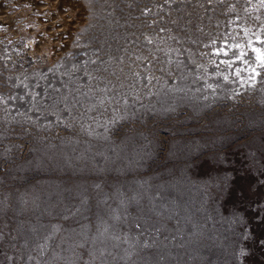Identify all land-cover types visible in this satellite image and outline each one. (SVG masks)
<instances>
[{"label": "rangeland", "instance_id": "374dc122", "mask_svg": "<svg viewBox=\"0 0 264 264\" xmlns=\"http://www.w3.org/2000/svg\"><path fill=\"white\" fill-rule=\"evenodd\" d=\"M255 47L264 0H0V264H264Z\"/></svg>", "mask_w": 264, "mask_h": 264}, {"label": "snow or ice", "instance_id": "6c2138e0", "mask_svg": "<svg viewBox=\"0 0 264 264\" xmlns=\"http://www.w3.org/2000/svg\"><path fill=\"white\" fill-rule=\"evenodd\" d=\"M243 55V53H241V56ZM258 59H260L261 60V66H264V58H260V57H258ZM239 71V70H238ZM253 71H254V69H253Z\"/></svg>", "mask_w": 264, "mask_h": 264}, {"label": "bare ground", "instance_id": "6f19581e", "mask_svg": "<svg viewBox=\"0 0 264 264\" xmlns=\"http://www.w3.org/2000/svg\"><path fill=\"white\" fill-rule=\"evenodd\" d=\"M255 48H256V47H255ZM255 48H254V49H255ZM256 49H257V48H256ZM255 51H256V50H255ZM259 51H260V50L257 49V53H260L259 57L262 58V56H261V52H259Z\"/></svg>", "mask_w": 264, "mask_h": 264}]
</instances>
